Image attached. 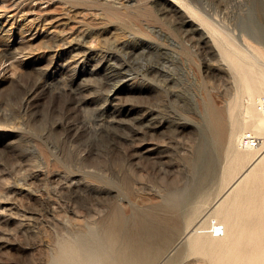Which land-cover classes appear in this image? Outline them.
Wrapping results in <instances>:
<instances>
[{
	"label": "rangeland",
	"instance_id": "rangeland-1",
	"mask_svg": "<svg viewBox=\"0 0 264 264\" xmlns=\"http://www.w3.org/2000/svg\"><path fill=\"white\" fill-rule=\"evenodd\" d=\"M173 1L183 11L172 0H0V264H50L61 236L113 204L132 216L169 183L197 187L205 100L226 108L236 84L183 4L241 45L264 46L244 26L264 13L258 0ZM161 120L162 143L143 154L140 127ZM212 151L215 176L191 204L224 186L225 146Z\"/></svg>",
	"mask_w": 264,
	"mask_h": 264
},
{
	"label": "bare ground",
	"instance_id": "bare-ground-1",
	"mask_svg": "<svg viewBox=\"0 0 264 264\" xmlns=\"http://www.w3.org/2000/svg\"><path fill=\"white\" fill-rule=\"evenodd\" d=\"M172 3L182 10L178 2ZM183 6L211 30L235 79L236 93L226 108L205 100L208 136L201 138L192 158L201 173L194 190L202 191L207 178L215 176L212 145L225 146L226 162L219 174L224 186L209 202L207 195L191 204L194 190L169 183L160 192V202L132 216L113 204L85 231L61 236L50 264H177L186 256L197 258L186 264H264V110L258 108L264 99V46L231 42L186 3ZM256 6L264 13L263 1ZM244 26L264 43V24L252 18ZM164 125L161 120L153 130L140 127L143 154H154L160 146L157 135ZM245 132L262 138L261 145L245 146ZM216 226L222 228L220 235L214 234Z\"/></svg>",
	"mask_w": 264,
	"mask_h": 264
},
{
	"label": "built area",
	"instance_id": "built-area-1",
	"mask_svg": "<svg viewBox=\"0 0 264 264\" xmlns=\"http://www.w3.org/2000/svg\"><path fill=\"white\" fill-rule=\"evenodd\" d=\"M258 108L259 110H264V99L258 102ZM242 141L245 146L251 147V148H256L261 145V139L253 132H245L242 135ZM218 227H220V225H218ZM220 232L222 233V228L220 231V228H217V226L214 227L215 235H220Z\"/></svg>",
	"mask_w": 264,
	"mask_h": 264
}]
</instances>
